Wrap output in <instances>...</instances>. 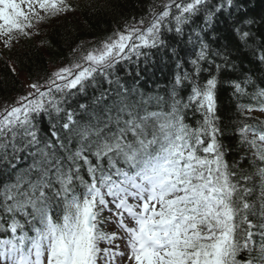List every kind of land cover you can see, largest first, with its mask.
<instances>
[{
	"label": "snow or ice",
	"instance_id": "snow-or-ice-1",
	"mask_svg": "<svg viewBox=\"0 0 264 264\" xmlns=\"http://www.w3.org/2000/svg\"><path fill=\"white\" fill-rule=\"evenodd\" d=\"M69 18L114 23L0 100V264H264V0H0V59Z\"/></svg>",
	"mask_w": 264,
	"mask_h": 264
},
{
	"label": "trees",
	"instance_id": "trees-1",
	"mask_svg": "<svg viewBox=\"0 0 264 264\" xmlns=\"http://www.w3.org/2000/svg\"><path fill=\"white\" fill-rule=\"evenodd\" d=\"M130 6L135 10H139L142 6H146L149 0H128ZM159 2V0H157ZM257 7V11H259ZM114 22L110 20L92 21L84 23L83 26H77L72 18L68 20H53L50 24L42 30L41 36L26 42L21 48L14 50L13 59L20 52L27 51L28 56L21 55L17 60L16 67L20 75L15 77L6 67L5 61L8 59L5 54L4 59H0V100L5 96L15 95V89L20 87V81L26 77L31 76L35 78L36 75L41 74L44 70L52 67L53 64L59 63L60 60L68 55V42L75 39L77 42L80 40H91L104 34L106 29H109ZM69 30L71 35H68ZM48 39L53 41V45L49 49H42L40 47L41 39ZM74 46V45H73ZM23 60V64L20 63ZM7 82L5 85L2 82ZM223 103L227 104V96H224Z\"/></svg>",
	"mask_w": 264,
	"mask_h": 264
}]
</instances>
